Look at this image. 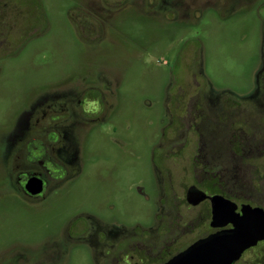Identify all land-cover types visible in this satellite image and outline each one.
<instances>
[{
	"label": "flooded vegetation",
	"instance_id": "af4514ba",
	"mask_svg": "<svg viewBox=\"0 0 264 264\" xmlns=\"http://www.w3.org/2000/svg\"><path fill=\"white\" fill-rule=\"evenodd\" d=\"M259 1L76 0L71 5L68 21L85 55L80 74L72 82L29 89L13 116L3 117L10 126L0 125V209L20 202L42 213L45 230L43 238L29 234L27 242L0 241V248L8 249L0 250V264H167L196 243L232 231L227 220L242 219L244 209L264 210V184L256 177L264 169V30L254 80L243 91L215 88L196 62L165 89L163 129L146 159L153 185L148 191L142 183L138 187L144 200L154 202L152 225L128 227L119 201L109 203L107 217L83 207L72 215L59 206L82 179L96 175L99 169L92 171V165L99 157L106 158L111 176L126 184L118 191L124 199L129 95L107 65L108 59L130 54L136 60L129 45L139 47L146 18L164 39L187 46L196 39L187 33L207 11L231 16L258 5L260 17L264 2ZM133 23L138 34L131 33ZM260 23L264 28V18ZM49 30L39 0H0V100L6 91L16 95L1 84L11 74V62ZM200 47V52L188 48L176 54L179 60L201 59L203 43ZM194 193L204 198L194 204ZM216 197L220 217L215 221ZM234 264H264V240Z\"/></svg>",
	"mask_w": 264,
	"mask_h": 264
},
{
	"label": "rangeland",
	"instance_id": "374dc122",
	"mask_svg": "<svg viewBox=\"0 0 264 264\" xmlns=\"http://www.w3.org/2000/svg\"><path fill=\"white\" fill-rule=\"evenodd\" d=\"M75 2L76 0H39L49 21L50 30L45 37L24 49L11 62V74L6 76L5 82H1L6 90L16 93L11 96L6 91L7 95L0 100V125L3 128L9 127L11 122L3 117L13 116L14 110L23 105L29 89L64 80L72 82L73 77L80 74L85 55L80 50L81 46L76 44L74 30L67 17L68 9ZM258 9V5H255L252 12L245 13L246 9H243L237 16H230L224 11L220 17L207 11L201 22L187 33L188 36L196 38L187 46H183L177 39H164L158 25H153L146 18L139 47L137 44L129 45V51L136 54V60L130 54L125 59H108L107 65L114 69L113 75L125 85L123 90L129 95L131 151L124 199L118 195V191L126 184L113 178L112 172L107 169L110 165L106 158L99 157L96 166L92 165V171L99 169L96 175L92 174L91 179H82L79 189L59 206L72 215L78 207H83L97 212L99 216L107 217L109 215L106 208L109 203L119 201L120 218L128 227L137 224L152 225L154 202L144 200L138 187L142 183L148 191L149 186L153 185L146 159L163 129L164 124L161 121L165 119V110L161 101L164 91L170 83H178L184 74L182 71L185 67H191L193 62L197 63L196 70L201 68L217 89L243 91L245 86L249 87L259 62V42L264 30L260 23L264 13L257 16L255 12ZM129 26L131 33L138 34L136 23ZM200 42L203 43L205 51L201 59L191 56L179 60L176 53L181 50L189 48L190 51L200 52ZM259 170L261 171L256 172L258 184H264V169ZM90 175L91 171H87L85 177ZM39 217H42V213L28 211L20 202L0 209V241L3 244L16 240L27 242L29 234H37L43 238L44 223ZM9 249H12L11 246ZM0 250L3 253L8 249Z\"/></svg>",
	"mask_w": 264,
	"mask_h": 264
},
{
	"label": "water",
	"instance_id": "95a60500",
	"mask_svg": "<svg viewBox=\"0 0 264 264\" xmlns=\"http://www.w3.org/2000/svg\"><path fill=\"white\" fill-rule=\"evenodd\" d=\"M200 196L198 193L192 194L194 204L204 198ZM219 202L217 197L213 198L215 221L220 217ZM243 212L242 219L227 220L234 225L232 231L196 243L167 264H234L247 248L264 240V210L244 209Z\"/></svg>",
	"mask_w": 264,
	"mask_h": 264
},
{
	"label": "clouds",
	"instance_id": "9594fccd",
	"mask_svg": "<svg viewBox=\"0 0 264 264\" xmlns=\"http://www.w3.org/2000/svg\"><path fill=\"white\" fill-rule=\"evenodd\" d=\"M127 260V258H125Z\"/></svg>",
	"mask_w": 264,
	"mask_h": 264
}]
</instances>
